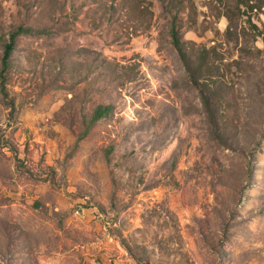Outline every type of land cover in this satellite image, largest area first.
Instances as JSON below:
<instances>
[{"label":"rangeland","instance_id":"obj_1","mask_svg":"<svg viewBox=\"0 0 264 264\" xmlns=\"http://www.w3.org/2000/svg\"><path fill=\"white\" fill-rule=\"evenodd\" d=\"M0 264H264V0H0Z\"/></svg>","mask_w":264,"mask_h":264},{"label":"trees","instance_id":"obj_2","mask_svg":"<svg viewBox=\"0 0 264 264\" xmlns=\"http://www.w3.org/2000/svg\"><path fill=\"white\" fill-rule=\"evenodd\" d=\"M33 29L29 28V27H18L17 29L13 30L10 32V37L9 40H5L4 41V55H3V65H2V76H4V72H6L7 68H8V64H9V58H10V54L13 51V49L15 48L16 45V38L18 35L23 34V33H29L31 32ZM172 35L174 37V41H175V45L177 46V48L180 51H183L182 45H181V41L178 37V31L177 29H175V27L172 28ZM110 112V106L109 105H100L98 106L95 111L94 114L92 116V122H95L99 119H101L102 117H104L106 114H108Z\"/></svg>","mask_w":264,"mask_h":264}]
</instances>
